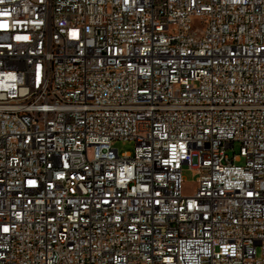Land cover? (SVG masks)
Instances as JSON below:
<instances>
[{
    "label": "built area",
    "instance_id": "2783aa9c",
    "mask_svg": "<svg viewBox=\"0 0 264 264\" xmlns=\"http://www.w3.org/2000/svg\"><path fill=\"white\" fill-rule=\"evenodd\" d=\"M0 264H264V0H0Z\"/></svg>",
    "mask_w": 264,
    "mask_h": 264
},
{
    "label": "rangeland",
    "instance_id": "374dc122",
    "mask_svg": "<svg viewBox=\"0 0 264 264\" xmlns=\"http://www.w3.org/2000/svg\"><path fill=\"white\" fill-rule=\"evenodd\" d=\"M115 147L120 150V153H125V152H135V147L136 144L132 140H119L115 142ZM241 153V144L236 143L234 149H229L228 154L231 158L234 157L235 154H240ZM245 159L242 158V161L240 163H244ZM184 178L186 180V193H193L196 187V181H197V176L194 173V170L191 169L190 166L186 165L184 167Z\"/></svg>",
    "mask_w": 264,
    "mask_h": 264
},
{
    "label": "bare ground",
    "instance_id": "6f19581e",
    "mask_svg": "<svg viewBox=\"0 0 264 264\" xmlns=\"http://www.w3.org/2000/svg\"><path fill=\"white\" fill-rule=\"evenodd\" d=\"M204 34V19H195L189 22V32ZM77 172V165H68V173ZM78 187H86V180H78Z\"/></svg>",
    "mask_w": 264,
    "mask_h": 264
}]
</instances>
